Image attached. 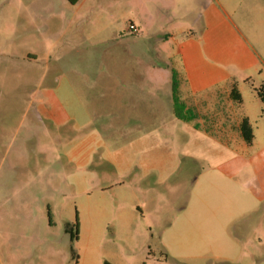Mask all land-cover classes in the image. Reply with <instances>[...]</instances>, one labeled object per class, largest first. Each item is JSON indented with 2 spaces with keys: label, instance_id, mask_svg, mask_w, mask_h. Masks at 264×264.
Instances as JSON below:
<instances>
[{
  "label": "rangeland",
  "instance_id": "rangeland-1",
  "mask_svg": "<svg viewBox=\"0 0 264 264\" xmlns=\"http://www.w3.org/2000/svg\"><path fill=\"white\" fill-rule=\"evenodd\" d=\"M83 1L72 8L66 0H0V264H264V212L258 220L260 211L238 217L251 205L229 197L231 183L216 173L196 183L209 163H177L172 173L165 164L161 182L121 175L106 162L79 169L66 151L80 133L36 114L33 98L63 72L81 69L76 60L56 61L62 50L87 36L95 45L108 25L135 30L140 21L124 0ZM220 2L260 62L242 74L253 92L264 82V0ZM196 3L199 14L204 6ZM174 20L153 19L169 28ZM98 102L100 115L119 109L116 100ZM103 126L112 151L124 147L121 125ZM186 139L179 149L194 152ZM254 220L257 232L240 229ZM66 224L78 225L77 237Z\"/></svg>",
  "mask_w": 264,
  "mask_h": 264
},
{
  "label": "crops",
  "instance_id": "crops-1",
  "mask_svg": "<svg viewBox=\"0 0 264 264\" xmlns=\"http://www.w3.org/2000/svg\"><path fill=\"white\" fill-rule=\"evenodd\" d=\"M66 1L72 8L84 3ZM124 1L132 12L135 7L136 14L129 16L140 20L133 22L135 30L108 25L100 31L107 34L99 32L104 37L95 45L87 44V36L83 43H71L62 50L56 61L76 60L81 69L63 72L33 98L38 101L36 114L54 128L80 133L68 142L66 151L79 169L106 162L114 164L121 175L151 176L161 182L166 178L165 164H172L168 167L172 173L177 163H209L195 182L218 174L231 183L229 197L246 199L251 205L238 217L260 211V219L264 212V112L254 91L257 87L251 85L253 92H248L250 81L242 75L258 70L260 62L245 37L220 0L216 4L200 0L204 9L199 14L196 0ZM73 13L76 19L78 11ZM189 17L191 24L186 22ZM154 18L175 20L169 28ZM190 26L197 30L190 31ZM233 88L241 102L232 96ZM98 100H116L119 109L111 118L100 115ZM176 102L191 116L189 121L176 115ZM244 119L253 131L251 144L240 131ZM110 123L121 125L125 132L124 147L115 151L102 134L103 124ZM181 137H187L194 152L179 149ZM166 144L170 154H166ZM227 206L229 211L234 209ZM257 220L241 224L240 229L250 225L257 232L261 222Z\"/></svg>",
  "mask_w": 264,
  "mask_h": 264
},
{
  "label": "trees",
  "instance_id": "trees-1",
  "mask_svg": "<svg viewBox=\"0 0 264 264\" xmlns=\"http://www.w3.org/2000/svg\"><path fill=\"white\" fill-rule=\"evenodd\" d=\"M68 1H70L71 3H75L78 0H68ZM173 88H174V94H175L176 93L175 78L173 81ZM254 91L256 92L257 96L260 98V100L263 104V112H264V85H260L259 87L255 88ZM232 96L234 97V99L236 101L241 102V96L235 88L232 89ZM175 112H176V115L178 117H180L181 119L186 120V121H189V119L191 117V116H187L188 114L184 112L183 108L181 106H179V104L177 102L175 104ZM240 131H241V134H242L243 138L245 139V141L248 144H251L253 141V131H252V128H251V125H250L248 119H244L241 122ZM73 227L75 229H78L77 224H75L73 226L71 224H66L65 231H66V233L70 234L72 238H75V237H77V235L72 230ZM104 264H111V263L108 261H105Z\"/></svg>",
  "mask_w": 264,
  "mask_h": 264
},
{
  "label": "built area",
  "instance_id": "built-area-1",
  "mask_svg": "<svg viewBox=\"0 0 264 264\" xmlns=\"http://www.w3.org/2000/svg\"><path fill=\"white\" fill-rule=\"evenodd\" d=\"M132 30V29H131Z\"/></svg>",
  "mask_w": 264,
  "mask_h": 264
}]
</instances>
